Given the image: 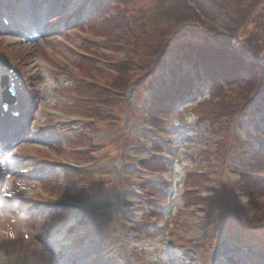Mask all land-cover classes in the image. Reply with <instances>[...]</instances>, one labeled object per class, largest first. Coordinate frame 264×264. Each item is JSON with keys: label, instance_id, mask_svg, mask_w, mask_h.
Instances as JSON below:
<instances>
[{"label": "rangeland", "instance_id": "374dc122", "mask_svg": "<svg viewBox=\"0 0 264 264\" xmlns=\"http://www.w3.org/2000/svg\"><path fill=\"white\" fill-rule=\"evenodd\" d=\"M118 1L146 11L148 39L105 26L114 0H0V68L19 73L29 105L0 136V264H264V187L246 186L236 161L264 143V85L248 102L237 79L201 87L151 121L147 85L171 76L150 80L144 43L197 29L154 0ZM216 1L234 21L206 26L264 67V0Z\"/></svg>", "mask_w": 264, "mask_h": 264}, {"label": "trees", "instance_id": "16d2710c", "mask_svg": "<svg viewBox=\"0 0 264 264\" xmlns=\"http://www.w3.org/2000/svg\"><path fill=\"white\" fill-rule=\"evenodd\" d=\"M154 2L159 10L180 12L192 27H196L197 32H192L195 37H186V31L185 33L183 29L173 28L167 35L159 39L152 38V41L148 40V43H144L146 60L154 61L150 67V80L155 79L156 81V72H162L163 66L167 68L171 76L169 83L161 80L159 84L150 82L147 85L149 98L144 112L151 121L158 122L160 116L163 117L172 112L177 104L190 98L193 92L201 87H206L209 91L214 92L216 86L220 87L228 80L237 79L238 82L247 86L248 93L245 102H248L247 97L255 94L260 84V87L264 85V67L247 62L249 60L244 58V45L236 41L239 39L238 36L235 38L236 40L230 36L220 37L212 27L210 30L206 26L218 22L228 24L230 20L234 21L221 3L216 0H154ZM111 8L114 10V15L104 19L107 28L119 32L118 37L120 38L124 37L121 34L131 35L134 32V27L140 28L142 32L138 37L142 36L144 41L148 39L145 36L147 32L144 26L147 16L145 10H141V16H133L118 0L112 2ZM209 32H214L212 39L208 37ZM184 66L189 69L182 73L180 70ZM247 105L245 104L243 107ZM218 108L225 113H229L231 109L239 111L238 106L235 105H223ZM234 114L235 112H232L228 116ZM255 126L258 130L259 126L257 124ZM256 143V148L246 147L245 154H242L236 161L243 172L240 174L241 181L243 179L242 182L246 186L253 185L252 189L261 194L263 192L261 188L264 187V174L259 175V172L264 169V143L260 141ZM157 156L152 157L155 159L152 160L154 161L152 165L162 166V163H156L160 161V157ZM87 177L86 173H82L81 178L87 179ZM149 182L145 183V190L149 191L151 196L165 202L168 198L167 190L153 184V181ZM76 189L79 188L76 187ZM245 192L250 194L249 189ZM149 210L150 213L160 216V212L155 206ZM144 231H146V235L150 233V229L146 225L142 228V232Z\"/></svg>", "mask_w": 264, "mask_h": 264}, {"label": "bare ground", "instance_id": "6f19581e", "mask_svg": "<svg viewBox=\"0 0 264 264\" xmlns=\"http://www.w3.org/2000/svg\"><path fill=\"white\" fill-rule=\"evenodd\" d=\"M0 72H2V71H0ZM7 73H8V72H6V73H1V75L7 74ZM9 76H10V78H13V80H12L13 82H15V83L18 82V78H19V77H18L17 79H15L13 75L9 74ZM17 91H18V90H17ZM19 124H20V122L17 123V125H19ZM8 143H9V140H6V144H8Z\"/></svg>", "mask_w": 264, "mask_h": 264}]
</instances>
